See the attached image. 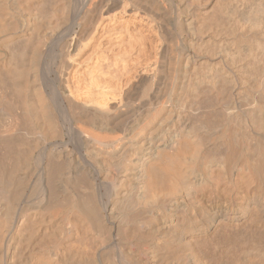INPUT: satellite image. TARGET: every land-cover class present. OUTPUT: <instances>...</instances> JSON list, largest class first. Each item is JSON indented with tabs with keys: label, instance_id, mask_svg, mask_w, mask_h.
Wrapping results in <instances>:
<instances>
[{
	"label": "bare ground",
	"instance_id": "6f19581e",
	"mask_svg": "<svg viewBox=\"0 0 264 264\" xmlns=\"http://www.w3.org/2000/svg\"><path fill=\"white\" fill-rule=\"evenodd\" d=\"M0 264H264V0H0Z\"/></svg>",
	"mask_w": 264,
	"mask_h": 264
}]
</instances>
